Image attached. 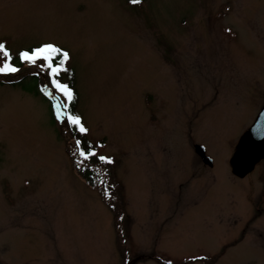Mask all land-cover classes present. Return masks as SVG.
I'll return each instance as SVG.
<instances>
[{
  "label": "rangeland",
  "instance_id": "1",
  "mask_svg": "<svg viewBox=\"0 0 264 264\" xmlns=\"http://www.w3.org/2000/svg\"><path fill=\"white\" fill-rule=\"evenodd\" d=\"M0 42L69 52L118 202L72 169L66 99L22 64L0 76V264H264V162L229 166L264 105V0H0Z\"/></svg>",
  "mask_w": 264,
  "mask_h": 264
},
{
  "label": "snow or ice",
  "instance_id": "2",
  "mask_svg": "<svg viewBox=\"0 0 264 264\" xmlns=\"http://www.w3.org/2000/svg\"><path fill=\"white\" fill-rule=\"evenodd\" d=\"M140 2L141 0H131L133 4H139ZM69 58L70 54L68 51L50 42L42 43L30 49L20 50L18 53L19 63L39 67L42 71H46L51 87L70 102L73 99V92L67 84L62 83L59 79L60 74L66 71L65 65ZM12 60L13 57L6 44L0 42V76L8 77L20 71L19 67L12 63ZM42 91L48 96L52 95V93L48 92L47 87L42 89ZM53 107L56 109L57 119H61L62 117L66 119L69 128L78 130L81 134L88 131L78 115L61 111V109H67V104L57 103ZM255 134L258 137H264V125L256 128ZM76 144L79 148L80 141L77 140ZM80 155L88 158L89 155L94 156L96 153L89 152L86 154L84 151H81ZM99 160L104 163H112L111 158L102 155L99 156Z\"/></svg>",
  "mask_w": 264,
  "mask_h": 264
},
{
  "label": "trees",
  "instance_id": "3",
  "mask_svg": "<svg viewBox=\"0 0 264 264\" xmlns=\"http://www.w3.org/2000/svg\"><path fill=\"white\" fill-rule=\"evenodd\" d=\"M13 57V56H12ZM12 63L16 65L17 67H20L22 64L19 63L18 56L13 57ZM60 81L62 83H65L69 86V88L73 92V99L69 102L66 100V104L68 105L67 109H65L66 113H71L72 115H78L80 117L79 111H78V92L76 89V79H75V73L73 69H69L64 72V75L60 74L59 77ZM31 81L33 82L32 85L29 84H21L18 83L21 87V89L29 94L38 95V91L36 90L35 85V78H31ZM49 109H51V106H49ZM51 111V110H50ZM53 121V116H52ZM67 121V120H66ZM65 121V125L68 126V123ZM82 122V121H81ZM69 131L72 139L77 142V140L80 141V146L77 149H67V157L70 160L72 169L76 171V174L80 179L83 180V182L90 188H98V192L101 194L102 202L106 204L107 207L110 209H115L117 207V200L114 198L115 195V182L111 178V173H104L103 169H100L98 166H101V164L97 161V159L94 156L89 155L88 158L82 157L80 155L81 151H84L86 154L89 152H93V146L91 145V142L88 140L87 137H85L84 134L79 133L78 130L71 129L66 127ZM110 175V176H109ZM105 182H109L108 188L106 186L99 188V185H101ZM117 194L119 197H121L120 191L117 190ZM118 215L120 213H117ZM115 214V215H117Z\"/></svg>",
  "mask_w": 264,
  "mask_h": 264
},
{
  "label": "water",
  "instance_id": "4",
  "mask_svg": "<svg viewBox=\"0 0 264 264\" xmlns=\"http://www.w3.org/2000/svg\"><path fill=\"white\" fill-rule=\"evenodd\" d=\"M262 125H264V105L252 125L237 141L229 160L231 174L238 179H244L259 162L264 161V137L255 134V129ZM194 152L204 165L212 167V160L206 156L202 146L195 145Z\"/></svg>",
  "mask_w": 264,
  "mask_h": 264
},
{
  "label": "flooded vegetation",
  "instance_id": "5",
  "mask_svg": "<svg viewBox=\"0 0 264 264\" xmlns=\"http://www.w3.org/2000/svg\"><path fill=\"white\" fill-rule=\"evenodd\" d=\"M262 162H264V161H262ZM260 163H261V162H260ZM260 163H259V164H260ZM259 164H258V165H259Z\"/></svg>",
  "mask_w": 264,
  "mask_h": 264
}]
</instances>
